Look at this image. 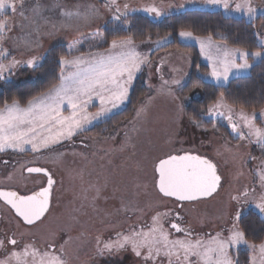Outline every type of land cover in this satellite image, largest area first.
Instances as JSON below:
<instances>
[{"label":"rangeland","instance_id":"rangeland-1","mask_svg":"<svg viewBox=\"0 0 264 264\" xmlns=\"http://www.w3.org/2000/svg\"><path fill=\"white\" fill-rule=\"evenodd\" d=\"M35 2L36 0H25L24 7L29 10L28 15H31L30 10ZM53 2L54 0H40V4L44 6L41 15L59 21L63 19L59 15L61 9H51ZM242 2L243 0H230V8L226 10L222 6L208 4L205 0H117L121 14L126 11L127 5L128 14L144 13L155 21H165L174 14L193 8L221 10L227 16L244 17L248 21L264 14V7H261L264 6V0H253V5L257 7L253 17H249L246 12L235 10V5ZM61 3L67 10L80 8L82 11L88 5H94L99 14L87 24L61 28L55 31L54 35H43L45 32L54 31L50 24H44L43 20H40L43 25L41 33L27 26L21 29L19 15L8 10V18L13 21V26L0 43V51L3 52L0 62L8 65L13 58L25 62L60 44L69 46L79 42L78 49L73 51L87 48V51L82 53H95L110 48L111 43L107 47H101L105 42L101 28L109 22L118 21L113 18L116 14L115 7L106 6L107 0H61ZM152 5L161 8L163 15L157 17L144 10ZM123 17L125 16L121 15V19ZM256 32L261 41L264 37V24L258 27ZM38 39L42 46H26L27 42ZM85 39H90V42L87 43ZM172 40L173 38L167 35L142 43L134 42L135 46H141V52L148 55V63L144 64L145 67H141L136 75L137 77L143 74L145 96L134 115L117 125L108 135L90 137L81 133L119 112L128 100L132 84L128 97L122 104L87 125L83 131H77L70 139H62L60 143L36 152L32 151L30 145H25L24 151L11 148L0 151V159L21 161L14 172L5 173L7 170L4 168V174L0 176V189L24 192L39 184L40 179L24 177L23 168L31 163L49 165L51 162L60 182L54 208L41 224L33 230L17 233L15 230L20 228L18 221L9 209L0 205V230L15 231L16 235L23 238L25 244H29L32 238H38L40 245L37 247L42 251L48 248L49 243H54L57 251L60 250V245H64L63 251L68 264H152L137 257L130 245L119 252H105L104 255H99L98 244L103 247L105 242L116 240L118 233L128 235L149 226L153 228V217L158 213H168L166 216L161 215L160 223L169 227V238L172 240L188 238L207 241L218 232L226 233V236L222 234L226 238L230 235L237 212L241 215L255 210L264 217L253 202L254 198L258 202L264 193V187L261 186V178L264 177V147L247 138V128L238 115L241 109L231 106L234 110L233 121L244 133V139L232 130L225 115L216 114L226 112L224 108L206 115V119L212 121L209 125L197 121L193 123L195 120L187 116L185 108L190 102L201 99L203 93L198 89L192 93L184 92L192 71L193 55L179 49L160 50ZM179 40L187 45H196L201 60L209 65L211 71V61L201 52L197 41L186 40L180 36ZM261 51H264V48ZM249 58L252 60L249 61L250 64L262 59L252 56ZM41 65V61L36 67L26 63L17 64L4 73V78H0V87L8 83L17 86L37 82L41 78L37 67ZM249 73L250 69L233 70L226 81L218 82L210 75L207 80L217 85H226L233 78ZM173 80H179L180 83L171 84ZM163 81H168L169 84L161 90ZM169 87L171 92L167 90ZM20 106L24 108L28 105ZM140 109L143 111L137 117L136 113ZM99 110L100 100L94 97L86 111L96 113ZM262 110L264 107L246 112L255 113L256 124L264 127ZM70 113L71 108L65 104L63 114ZM74 141L75 146L69 145ZM78 145L81 147H76ZM185 151L205 156L217 165L218 174L222 179L217 192L211 197L192 202H178L163 197L158 191V174L154 171V165L167 154H181ZM246 189L249 194L244 197ZM234 197L239 199H233ZM175 213L180 214L182 221H172ZM172 222L184 227L185 231H176L171 227ZM229 227L231 228L228 229ZM188 232H191V236H186ZM238 249L234 247L230 254ZM6 254L0 252L2 257ZM192 259L195 260V257ZM157 264H169V260L161 256ZM250 264H253L252 260ZM256 264H259V258Z\"/></svg>","mask_w":264,"mask_h":264},{"label":"snow or ice","instance_id":"snow-or-ice-1","mask_svg":"<svg viewBox=\"0 0 264 264\" xmlns=\"http://www.w3.org/2000/svg\"><path fill=\"white\" fill-rule=\"evenodd\" d=\"M205 2L222 6L226 10L230 8V0H205ZM24 4L25 0H0V17H2L0 18V43L13 26V21L4 15L6 10L19 15L21 29L27 26L41 33L43 25L39 21L43 20L44 24H50L54 31L45 32L43 35H54L55 31L61 28L79 27L81 24L91 22L99 14L94 5H88L83 11L80 8L67 10L61 0H54L51 9H61L59 15L63 18L54 21L41 15L44 6L40 4V0H36L34 7L30 10L31 15H28L29 10L25 9ZM106 6L115 7L116 14L113 17L115 20H120L121 15L125 17L128 15L127 5H125L126 11L121 14L117 0H107ZM144 10L157 17L163 15L162 9L155 5ZM235 10L246 12L249 17H253L257 7L253 5V0H243L242 3L235 5ZM179 36L199 43L201 52L211 61V71L208 75L218 82L228 80L233 70L250 69L252 64L249 63V56L264 58V51L249 52L241 48L218 45L211 36H195L190 30H180ZM260 43L264 48V37L261 38ZM78 44L79 42L70 44L67 51L71 53L78 49ZM26 46L40 47L42 44L38 39L27 42ZM0 55H3L2 51ZM42 59V56H36L22 62L13 58L8 65L0 62V78H4V73L17 64L26 63L28 66L36 67ZM238 60L240 62H237ZM146 63H148L147 57L136 51L131 37L112 40L110 48L106 51L89 52L87 55L82 54L71 58L60 55L59 84L30 99L27 107L22 108L18 100H13L11 104L6 102L0 108V151L9 148L24 151L25 145H30L32 151L36 152L60 143L62 139H70L77 131H83L87 125L106 116L112 109L122 104L128 97L136 73ZM69 68L72 71H67ZM179 83V80L171 81V84ZM168 84V81H163L161 90H164ZM198 86L193 85V87ZM167 90L171 92L170 87ZM94 97L100 100V110L96 113H88L86 109ZM65 104L71 108L69 115L63 114ZM220 108H224L226 112H216ZM142 111L143 109L137 111V117ZM213 112L217 115H225L232 130L238 132L241 139L245 138L239 125L233 121L234 110L224 102L223 93L217 103L208 108V114ZM238 115L247 128V138L264 147V127L256 124V114L247 113L241 109ZM193 123L197 122L193 121ZM27 171L47 174V169L44 168L30 167ZM154 171L158 174L156 184L159 192L166 197H174L180 202H192L211 197L217 192L222 179L218 174L217 165L212 160L187 151L181 154H167L164 158H160L154 165ZM261 180V186L264 187V177ZM53 183L49 174L47 186L41 187L38 191L21 195L16 191L0 189V198H3L27 225H35L41 222L49 211ZM248 194L249 190L246 189L243 196L247 197ZM233 199H239V197ZM253 202L255 207L264 214V193L261 194L258 202L255 198ZM161 215L166 216L168 213H158L153 217L154 226L148 232L133 231L128 235L118 233L116 240L105 242L103 247L98 244V254L104 255L105 252L112 254L130 245L137 257L142 255V249H146L144 254L146 261H154L164 256L168 258L169 264H238V261L233 260L230 250L245 245L253 253V264H256L257 258H259V264H264V242L259 245L249 242L245 232L238 226L239 212L234 218L237 223L233 224L228 237L225 238L217 233L215 237L207 241L188 238L170 239L169 233L160 223ZM171 227L178 232L185 231L175 223ZM186 236H191V232L186 233ZM8 243L13 246V250L0 259V264H68L63 251L64 245H60V250L57 251V246L49 243L48 248L42 251L34 244H26L20 250H16L18 241L15 237L10 238ZM4 246V241L0 240V248ZM193 257L195 260L192 259Z\"/></svg>","mask_w":264,"mask_h":264},{"label":"trees","instance_id":"trees-1","mask_svg":"<svg viewBox=\"0 0 264 264\" xmlns=\"http://www.w3.org/2000/svg\"><path fill=\"white\" fill-rule=\"evenodd\" d=\"M4 15L10 16L8 10ZM263 24L264 14L253 21H248L244 17L227 16L221 10L204 8L188 9L170 16L165 21H155L147 14L136 12L130 13L116 22H109L102 27L101 35L105 42L101 47H107L114 39L131 37L134 42L142 43L164 38L167 35L171 36L173 38L172 42L160 50L171 48L191 53L193 55L192 71L184 92L192 93L198 89L203 93L201 99L194 100L186 106V114L197 122L209 125L212 121L206 119L208 108L217 103L221 93H223L224 102L237 109L253 111L264 107V58L259 62L252 63L248 75L233 78L226 85H217L207 80L210 67L201 60L197 46L187 45L179 40L180 30H190L195 36H211L214 41L229 47L254 52L262 49L256 29ZM85 41L88 43L90 39H85ZM67 49V44H60L48 49L41 55L43 57L40 60L42 65L37 67V72L41 74V78L37 82H28L17 86L8 83L4 87L1 86L0 108L6 102L11 104L13 100H18L20 105L27 106L30 99L46 92L53 85L59 84L61 67L58 64L59 56L65 55L70 58L76 53L87 51L85 47L78 52L72 51L71 53ZM248 59L252 62L250 58ZM194 84L199 86L193 87ZM144 96L143 74H139L134 80L128 100L123 108L81 134L90 137L108 135L117 125L129 120L134 115ZM162 226L170 236L169 227L165 224H162ZM238 226L245 232L249 242L257 245L264 242V217L255 210H249L240 216ZM150 229L149 226V228H144L143 231L148 232ZM141 251L142 255L139 258L143 259L145 263H158L160 257L154 261H146L144 259L146 249ZM252 254L251 250L245 245L243 249L239 247L238 250L232 251L233 260L238 261V264H250Z\"/></svg>","mask_w":264,"mask_h":264},{"label":"flooded vegetation","instance_id":"flooded-vegetation-1","mask_svg":"<svg viewBox=\"0 0 264 264\" xmlns=\"http://www.w3.org/2000/svg\"><path fill=\"white\" fill-rule=\"evenodd\" d=\"M74 143H76V142L74 141V142L70 143L69 145H74ZM81 145H78L76 147L80 148ZM84 146H86V144H84ZM0 163L2 165V168H0V176H1V175L4 174L3 173L4 168H5V170H7V171H4L5 173L14 172V170L17 168V166H20L21 161L18 160V159L3 158V159H0ZM30 167H32V168H44V169H47L49 171V173L51 175V179L54 181L52 189H51L50 207H49V211L45 214V217L42 219L41 222H37L35 225H26L17 215H15V213L12 210V208L10 206H8L6 203H4L0 199V205H3L7 209H9L10 212H12L13 217L16 219V221H18L20 228L15 230L17 233H20L23 230H27V231L33 230L35 227H37L39 224H41L43 222V220L46 218V216L48 214L51 213L52 209L54 208L56 195H57V191H58V187H59V183H60L59 179H58V175L55 172L54 166L52 165L51 162H49V165H46V164L39 165V164H36V163H31V164H29L27 166H24V168H23L24 177L33 178L34 180H39L40 179V183L37 184V185H34L32 188H29V189H27L24 192L19 191V190H15V191L19 192L21 195L31 194V192L38 191L41 187H46L47 186V181H48L49 178L46 175H44V174L28 173L27 169L30 168ZM2 189H5V188H2ZM6 190H9V189H6ZM176 214L177 213L174 214V219L172 221H175V220L176 221H182V219L180 220V217H181L180 214L178 213L179 214L178 216ZM243 214H241L240 216H242ZM173 223L177 224L176 222H172V224ZM233 223H232V225H233ZM235 223H237V222L235 221ZM1 227H2V225H0V228ZM230 228L231 227H229L228 229H230ZM182 229H184V227H182ZM15 231L14 232H12L11 230L7 231V229L0 230V240H3L4 241V245H5L4 248H0V252L2 251L3 253L6 252L8 254V252L13 250V246L8 243V240L10 238H12V237H15V236H16L15 239H17V241H18V244L15 246L16 250H20L21 248H23L24 245L27 244V243L26 244L24 243L23 238H20L18 235L15 234ZM181 232H183V231H181ZM218 233H220L222 235L224 232H218ZM216 235H217V233H216ZM223 236H226V233L223 234ZM29 244H34L37 247L38 245H40V242H39L38 238L37 239L32 238V240L29 242ZM243 246L244 245H241L240 247L243 249ZM6 255H4V257ZM4 257L0 256V259H3Z\"/></svg>","mask_w":264,"mask_h":264},{"label":"water","instance_id":"water-1","mask_svg":"<svg viewBox=\"0 0 264 264\" xmlns=\"http://www.w3.org/2000/svg\"><path fill=\"white\" fill-rule=\"evenodd\" d=\"M29 173V172H28ZM36 174H44V175H46L48 178H49V171L47 170V174L46 173H36ZM51 176V175H50ZM158 188V187H157ZM2 190H5V191H8V190H6V189H2ZM12 191V190H11ZM159 191V190H158ZM17 192V191H16ZM19 193V192H18ZM161 195L163 196V197H165V198H169V199H174V200H176V201H178L176 198H174V197H166V196H164L162 193H161ZM207 198H209V197H207ZM4 203H6L4 200H3V198H0ZM50 199H51V197H50ZM201 199H206V198H201ZM201 199H199V200H201ZM178 202H180V201H178ZM184 202H189V201H184ZM7 204V203H6ZM8 205V204H7ZM8 206H10V205H8ZM11 207V206H10ZM13 210V212L15 213V210L14 209H12ZM15 215H17L16 213H15ZM18 216V215H17ZM19 217V216H18ZM20 218V217H19ZM21 220H22V218H20ZM23 221V220H22ZM24 222V221H23ZM25 223V222H24ZM26 224V223H25ZM27 225V224H26Z\"/></svg>","mask_w":264,"mask_h":264},{"label":"crops","instance_id":"crops-1","mask_svg":"<svg viewBox=\"0 0 264 264\" xmlns=\"http://www.w3.org/2000/svg\"><path fill=\"white\" fill-rule=\"evenodd\" d=\"M139 47H141V46H136V51L137 52H139L140 54H142L143 56H146L147 58H148V55H146V54H144L143 52H141V50H140V48ZM89 53V52H88ZM88 53H82L83 55H87ZM82 54H79V55H77V56H80V55H82ZM141 67H145V65H142ZM142 69V68H141ZM67 71H72V69L71 68H69V69H67ZM138 73V72H137ZM137 73H136V75H137ZM136 77V76H135ZM134 80H135V78H134ZM134 80H133V82H132V85H133V83H134Z\"/></svg>","mask_w":264,"mask_h":264}]
</instances>
